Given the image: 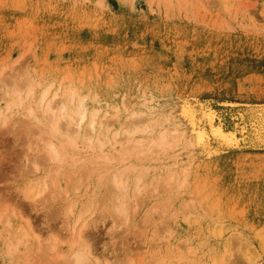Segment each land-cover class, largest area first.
I'll use <instances>...</instances> for the list:
<instances>
[{
  "label": "rangeland",
  "instance_id": "rangeland-1",
  "mask_svg": "<svg viewBox=\"0 0 264 264\" xmlns=\"http://www.w3.org/2000/svg\"><path fill=\"white\" fill-rule=\"evenodd\" d=\"M50 84L99 109L76 146L73 119L44 129ZM257 105L264 0H0V264H264V146L236 115Z\"/></svg>",
  "mask_w": 264,
  "mask_h": 264
},
{
  "label": "bare ground",
  "instance_id": "bare-ground-1",
  "mask_svg": "<svg viewBox=\"0 0 264 264\" xmlns=\"http://www.w3.org/2000/svg\"><path fill=\"white\" fill-rule=\"evenodd\" d=\"M33 85H34V83H31L30 87L27 90V95L33 91ZM50 86H51V84L44 86L41 89L38 98L36 99L37 100L36 101L37 108L42 110L44 112V114H46V115L48 114L50 117V120L47 121V123L44 125V129H46L47 132H49L50 134L55 133V132H59L61 125H62V119L63 118H65L67 116V117H69V119H73V121L70 120V122H73L74 124H76V128L72 127L71 130H69V135H73V136L68 135V140H69L71 145L76 146L77 145V137L81 135L80 132L78 131V127L82 123L86 122L87 127L91 131H94L95 127H96V122H97L96 117L98 115L99 109L94 108V107L92 108L88 104H86V102H84V98H85L84 95L78 96L76 98V92L75 91H72L70 93V95L66 98V99H69L71 101H76L74 103V106L72 109H69L68 104L66 102H64L65 99L59 100V102H61V103L56 108V105H55L56 101L54 103L51 102L52 94L50 95ZM55 95H56V92L53 94V96H55ZM17 99H22V98L20 96H18V98L15 99V103H16ZM13 104H14V101H13ZM10 107H11V104L6 105L7 109ZM207 110H208L210 116L214 115L215 112L213 109L207 108ZM28 111H29V114L34 115V111L32 110V108H29ZM236 111H238V110H236ZM245 114H248L246 121L249 123V125H248V127H249L248 130L250 132V136H248L249 144L257 145V146L264 145V105H262L260 107L255 106V107L248 108V111H246ZM0 115H1V112H0ZM236 115H239L240 117H242L244 115V112H242V113L237 112ZM238 119H239V117H238ZM220 120H222V119L220 118ZM249 120H250V122H249ZM234 121H235V119H234ZM0 123H5V120H2ZM221 126H222L221 123H219V125L215 127V130H217V131L221 130ZM244 127H245V124H243L241 126L242 129H244ZM106 128L108 129V124H106ZM148 128H150V125L145 124L141 128H139V129L137 128V129L140 131H143V130L148 129ZM107 129H106V131H107ZM242 129H240V130H242ZM73 131H74V133H73ZM126 132H127V134H131V131H129V130H126ZM227 132H228V130H227ZM101 133L99 132L98 135L95 137L96 140H95L94 145H91V143H92L91 140L93 137L92 135L87 134L86 136L89 138L85 137V139H83V142H85V144L88 145L89 147H93V146L96 147L97 145L101 147L106 143V141H110V137L103 136ZM117 134H118V131H115L112 135V138H115ZM224 135L227 138L228 137L230 138V139H227L228 141L229 140L233 141V142L229 143L230 145H233V146L237 145L235 143H237L238 139H237V137L235 138V133L229 131L228 133H224ZM132 139H134V138H132ZM130 141H132L130 143L131 147H134V146L136 147L141 142L139 140H130ZM189 141L191 144H194L192 138H190ZM149 143L150 144L148 146H150V147L152 145H157V147L160 148V149H157L159 151L162 149H166L164 146L168 142L165 139V133L161 132L156 139L151 138L149 140ZM173 148H174V146H169V149H173ZM125 151L126 150H124V151L120 150V151L116 152L115 155L123 159L124 155L122 153H124ZM65 153L66 152L60 151L54 143H50L47 156L50 159L59 162V164L56 165V170H58L61 166H63L64 165L63 163H66L65 161L69 160L70 162H72V161L74 162L77 159L72 154L65 156L66 155ZM100 156L101 155L99 154L98 157H100ZM68 158H70V159H68ZM113 181H114L115 187H117L119 189L125 188L124 184L120 180L114 179ZM38 194H40V192H38L37 195ZM23 234H25V233L23 232ZM20 240H21V236H18L17 242H19ZM84 259H85V255L82 252H79V251L75 252L73 255V259H72V264H80L84 261Z\"/></svg>",
  "mask_w": 264,
  "mask_h": 264
},
{
  "label": "water",
  "instance_id": "water-1",
  "mask_svg": "<svg viewBox=\"0 0 264 264\" xmlns=\"http://www.w3.org/2000/svg\"><path fill=\"white\" fill-rule=\"evenodd\" d=\"M258 106V105H257ZM251 107H255V106H247L246 108H245V111H242V112H245L246 113V111H248V108H251ZM259 107H260V105H259ZM248 115V114H247ZM249 122H250V120H249ZM248 123V122H247ZM248 125H249V123H248ZM251 146V145H250ZM252 146H254V145H252ZM255 146H257V145H255ZM259 146H264V145H259Z\"/></svg>",
  "mask_w": 264,
  "mask_h": 264
}]
</instances>
